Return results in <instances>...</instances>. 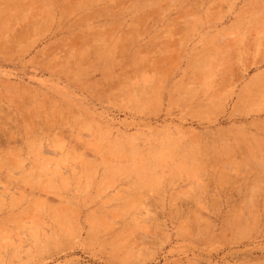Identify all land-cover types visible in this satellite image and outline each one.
<instances>
[{
  "label": "rangeland",
  "instance_id": "rangeland-1",
  "mask_svg": "<svg viewBox=\"0 0 264 264\" xmlns=\"http://www.w3.org/2000/svg\"><path fill=\"white\" fill-rule=\"evenodd\" d=\"M0 264H264V0H0Z\"/></svg>",
  "mask_w": 264,
  "mask_h": 264
}]
</instances>
